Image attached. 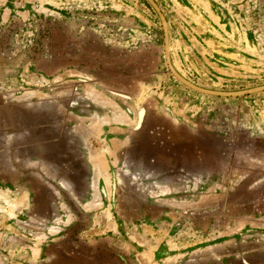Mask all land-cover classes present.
<instances>
[{"label": "rangeland", "instance_id": "374dc122", "mask_svg": "<svg viewBox=\"0 0 264 264\" xmlns=\"http://www.w3.org/2000/svg\"><path fill=\"white\" fill-rule=\"evenodd\" d=\"M154 2L182 77L264 85V0ZM0 264H264V89L179 81L148 0H0Z\"/></svg>", "mask_w": 264, "mask_h": 264}, {"label": "water", "instance_id": "95a60500", "mask_svg": "<svg viewBox=\"0 0 264 264\" xmlns=\"http://www.w3.org/2000/svg\"><path fill=\"white\" fill-rule=\"evenodd\" d=\"M148 2L152 5V7L155 9V11L157 12L160 20H161V23H162V28H163V34H164V49H165V57H166V62H167V65H168V68L170 69V71L172 72V74L179 80L181 81L182 83H184L185 85H187L188 87L194 89V90H197V91H200L202 93H207V94H215V95H224V96H228V95H240V94H244V93H250V92H255V91H260V90H263L264 89V85H261V86H257V87H254V88H251V89H247V90H242V91H235V92H222V91H213V90H208V89H205V88H201L199 86H196L194 85L193 83L189 82L188 80H186L184 77H182L172 66V64L170 63V60H169V54H168V35H167V27H166V22L164 20V16L163 14L161 13L159 7L157 6V4L154 2V0H148ZM47 141V140H45ZM45 141H41L43 143H45ZM42 143V146H40L39 148H45L46 145H44ZM132 154L133 156L130 155V159L135 160V161H139L141 160V152L140 150H138L137 148L136 149H133L132 148ZM154 171L155 168H154Z\"/></svg>", "mask_w": 264, "mask_h": 264}, {"label": "bare ground", "instance_id": "6f19581e", "mask_svg": "<svg viewBox=\"0 0 264 264\" xmlns=\"http://www.w3.org/2000/svg\"><path fill=\"white\" fill-rule=\"evenodd\" d=\"M96 160V159H95ZM94 161V160H93ZM98 161V160H97ZM97 168H98V166H97ZM99 169V168H98ZM108 178V177H107ZM108 179H106L105 181H107ZM109 181V180H108ZM108 183V182H107Z\"/></svg>", "mask_w": 264, "mask_h": 264}, {"label": "crops", "instance_id": "0c3cea01", "mask_svg": "<svg viewBox=\"0 0 264 264\" xmlns=\"http://www.w3.org/2000/svg\"><path fill=\"white\" fill-rule=\"evenodd\" d=\"M91 51V50H90ZM90 53H92V54H96L95 52H90Z\"/></svg>", "mask_w": 264, "mask_h": 264}]
</instances>
